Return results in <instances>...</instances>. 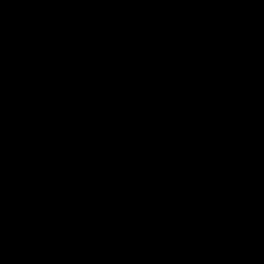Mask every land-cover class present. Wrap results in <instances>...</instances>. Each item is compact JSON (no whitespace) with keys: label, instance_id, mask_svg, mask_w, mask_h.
Listing matches in <instances>:
<instances>
[{"label":"trees","instance_id":"trees-1","mask_svg":"<svg viewBox=\"0 0 264 264\" xmlns=\"http://www.w3.org/2000/svg\"><path fill=\"white\" fill-rule=\"evenodd\" d=\"M42 4L87 103L0 0V264H264V0Z\"/></svg>","mask_w":264,"mask_h":264},{"label":"rangeland","instance_id":"rangeland-1","mask_svg":"<svg viewBox=\"0 0 264 264\" xmlns=\"http://www.w3.org/2000/svg\"><path fill=\"white\" fill-rule=\"evenodd\" d=\"M42 1L43 0H21L29 24L33 27L37 37L42 36L47 38L51 46V51L55 54L56 65L58 67L56 70V80L59 86L68 90L70 92L68 95L72 101L75 102L76 99H78L81 102L79 107H83V105L87 103L84 99L87 97L86 92L88 88L86 85L78 87L77 83H74V77L70 76V67L74 65L77 58L76 46H73L71 42L72 32L65 31L57 26V18L52 17L50 11L43 6ZM25 85L28 86L29 90L33 92L36 91L38 93L36 94V92H34L36 96L43 93L45 89L43 86L39 85V78H31V76L24 80V84L18 89L23 88Z\"/></svg>","mask_w":264,"mask_h":264}]
</instances>
